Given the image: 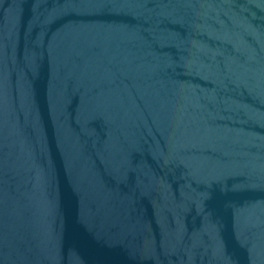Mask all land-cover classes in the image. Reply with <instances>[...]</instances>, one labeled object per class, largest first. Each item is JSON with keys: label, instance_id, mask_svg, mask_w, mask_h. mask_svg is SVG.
I'll return each instance as SVG.
<instances>
[{"label": "water", "instance_id": "obj_1", "mask_svg": "<svg viewBox=\"0 0 264 264\" xmlns=\"http://www.w3.org/2000/svg\"><path fill=\"white\" fill-rule=\"evenodd\" d=\"M0 264H264V0H0Z\"/></svg>", "mask_w": 264, "mask_h": 264}]
</instances>
